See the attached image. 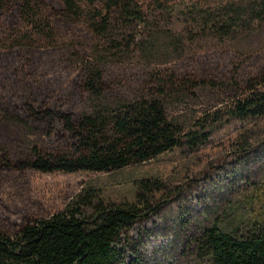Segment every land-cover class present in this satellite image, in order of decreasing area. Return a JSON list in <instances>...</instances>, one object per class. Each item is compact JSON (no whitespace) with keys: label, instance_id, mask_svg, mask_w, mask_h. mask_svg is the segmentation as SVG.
I'll return each mask as SVG.
<instances>
[{"label":"trees","instance_id":"16d2710c","mask_svg":"<svg viewBox=\"0 0 264 264\" xmlns=\"http://www.w3.org/2000/svg\"><path fill=\"white\" fill-rule=\"evenodd\" d=\"M183 1L0 0L4 45L0 51V125L12 121L54 136L52 144L35 145L24 153L2 148L0 177L119 172L176 149L195 150L207 142L223 111L206 114L187 127L173 120L165 103L174 93L195 96L201 83L206 85L196 73L181 74L170 68L155 71L156 86L131 101L115 88L103 60L87 62L80 51L86 40L112 50L130 49L141 41L139 33L148 25V11L157 18ZM241 15L231 8L217 23L230 33L242 28ZM254 20L259 25L251 23L249 30L264 33V12H257ZM67 38L71 41L63 47L61 42ZM57 54L68 63L67 68L82 63L71 80L70 74L65 76L59 91L29 88L10 76L28 72L20 67L22 60L32 63L34 56L55 59ZM262 61L264 54L255 64ZM232 85L236 100L226 114L234 119L264 117V65ZM85 100L94 108H77ZM3 132L0 140L8 136L6 128ZM168 194L165 184L144 180L136 184L133 203L80 198L66 210L41 218L9 205L0 196V264H124L117 241L155 213V204ZM196 244L201 264H264V225H255L245 234L214 226Z\"/></svg>","mask_w":264,"mask_h":264},{"label":"rangeland","instance_id":"374dc122","mask_svg":"<svg viewBox=\"0 0 264 264\" xmlns=\"http://www.w3.org/2000/svg\"><path fill=\"white\" fill-rule=\"evenodd\" d=\"M231 8L242 14L243 29L227 33L217 22ZM260 11L264 12V0H184L157 18L148 11V25L139 33L141 41L130 49L112 50L86 40L80 48L85 61L103 60L113 85L129 100L145 96L156 86L155 71L194 72L206 85L201 83L195 96L174 93L167 97L168 113L187 127L217 111H223L221 121L215 123L210 139L195 150L176 149L119 172L4 175L1 198L41 218L66 210L80 198L133 203L137 183L165 184L169 194L155 204L156 212L117 241L124 264H201L196 241L205 230L217 226L245 234L255 225H264V117L234 119L226 114L236 100L232 82L242 81L264 65V61L255 64L264 54V33L249 30L258 24L252 18ZM70 41L65 39L62 46ZM43 57L34 56L32 63L22 60L20 67L28 72L10 76L29 88L59 91L65 76L70 74L71 80L82 64L71 63L67 68L58 54L55 59ZM82 103L77 108H94L89 100ZM5 128L8 136L0 140V155L2 148L24 153L54 141V136L12 121L0 125V135Z\"/></svg>","mask_w":264,"mask_h":264}]
</instances>
